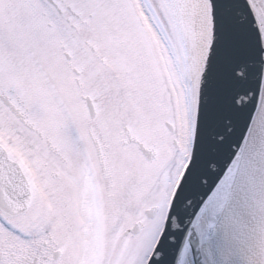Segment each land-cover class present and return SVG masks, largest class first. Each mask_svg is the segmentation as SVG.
I'll return each instance as SVG.
<instances>
[{"label":"snow or ice","instance_id":"1","mask_svg":"<svg viewBox=\"0 0 264 264\" xmlns=\"http://www.w3.org/2000/svg\"><path fill=\"white\" fill-rule=\"evenodd\" d=\"M0 264H264V0H0Z\"/></svg>","mask_w":264,"mask_h":264}]
</instances>
